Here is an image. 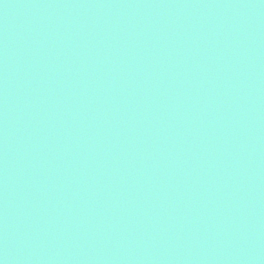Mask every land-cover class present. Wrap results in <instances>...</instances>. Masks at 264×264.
I'll list each match as a JSON object with an SVG mask.
<instances>
[{
	"label": "water",
	"instance_id": "95a60500",
	"mask_svg": "<svg viewBox=\"0 0 264 264\" xmlns=\"http://www.w3.org/2000/svg\"><path fill=\"white\" fill-rule=\"evenodd\" d=\"M0 264H264V0H0Z\"/></svg>",
	"mask_w": 264,
	"mask_h": 264
}]
</instances>
